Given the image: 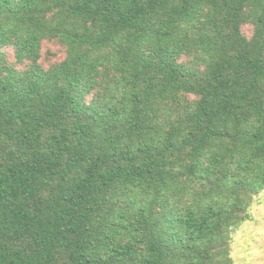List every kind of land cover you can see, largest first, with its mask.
<instances>
[{
	"label": "trees",
	"instance_id": "trees-1",
	"mask_svg": "<svg viewBox=\"0 0 264 264\" xmlns=\"http://www.w3.org/2000/svg\"><path fill=\"white\" fill-rule=\"evenodd\" d=\"M263 191L264 0H0V264H234Z\"/></svg>",
	"mask_w": 264,
	"mask_h": 264
},
{
	"label": "rangeland",
	"instance_id": "rangeland-1",
	"mask_svg": "<svg viewBox=\"0 0 264 264\" xmlns=\"http://www.w3.org/2000/svg\"><path fill=\"white\" fill-rule=\"evenodd\" d=\"M250 36L251 27L244 28ZM45 65L63 58L61 47L47 43L44 49ZM10 60L13 54L9 52ZM47 61V62H46ZM251 219L239 226L232 238V256L234 264H264V191L256 199L251 211Z\"/></svg>",
	"mask_w": 264,
	"mask_h": 264
}]
</instances>
